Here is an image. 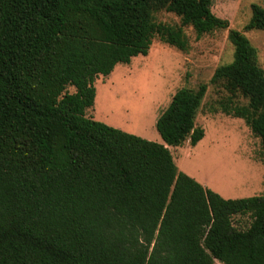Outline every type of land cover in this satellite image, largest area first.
<instances>
[{
    "label": "trees",
    "instance_id": "obj_1",
    "mask_svg": "<svg viewBox=\"0 0 264 264\" xmlns=\"http://www.w3.org/2000/svg\"><path fill=\"white\" fill-rule=\"evenodd\" d=\"M214 2L0 0V264H264V192L225 198L170 149L204 138L207 83L174 94L156 121L163 142L87 115L96 78L155 38L187 51L186 26L198 37L228 28ZM251 7L211 81L229 93L217 109L244 119L264 150V68L244 32L264 30V6Z\"/></svg>",
    "mask_w": 264,
    "mask_h": 264
},
{
    "label": "rangeland",
    "instance_id": "obj_2",
    "mask_svg": "<svg viewBox=\"0 0 264 264\" xmlns=\"http://www.w3.org/2000/svg\"><path fill=\"white\" fill-rule=\"evenodd\" d=\"M252 3L264 6V0H215L212 10L230 25L201 37L191 26L185 32L190 41L187 51L155 38L147 55L134 57L129 64H118L108 75H100L94 84L95 104L87 115L150 140L163 142L156 121L174 94L182 87L198 88L207 83L208 90L197 117L205 129L204 138L195 146L186 140L170 149L181 170L202 178L206 186L225 198H241L264 192V150L257 137L239 117L220 111L219 102L229 96L221 82L213 83L217 67L234 58L229 39L231 28L244 30L252 17ZM159 21L180 24L174 13L161 11ZM258 50L264 68V30L244 31ZM70 92L75 87H69ZM239 104H247L242 96ZM236 225L245 226L249 217H234ZM218 264H221L218 261Z\"/></svg>",
    "mask_w": 264,
    "mask_h": 264
},
{
    "label": "crops",
    "instance_id": "obj_3",
    "mask_svg": "<svg viewBox=\"0 0 264 264\" xmlns=\"http://www.w3.org/2000/svg\"><path fill=\"white\" fill-rule=\"evenodd\" d=\"M198 181L201 182L205 187H206V183L203 181V179L198 178ZM208 187V186H207Z\"/></svg>",
    "mask_w": 264,
    "mask_h": 264
}]
</instances>
